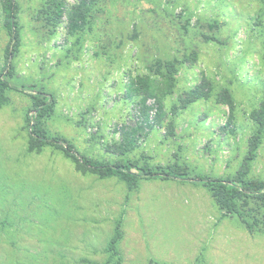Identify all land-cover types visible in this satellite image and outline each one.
Here are the masks:
<instances>
[{
	"label": "rangeland",
	"instance_id": "rangeland-1",
	"mask_svg": "<svg viewBox=\"0 0 264 264\" xmlns=\"http://www.w3.org/2000/svg\"><path fill=\"white\" fill-rule=\"evenodd\" d=\"M16 1L20 44L0 106V264H104L118 222L116 264H264V231L222 216L194 178L233 175L247 153L250 112L264 100V0H96L75 33L66 12L81 0H64L54 29L40 12L47 0ZM9 39L0 4V69ZM156 59L178 60L173 91L126 157L177 163L185 179L142 178L129 189L82 173L59 149H27L29 93L39 90L54 97L51 135L96 160L123 157L106 146L141 123L126 88ZM203 79L210 96L181 107ZM222 88L232 113L216 99ZM249 176L264 178V134Z\"/></svg>",
	"mask_w": 264,
	"mask_h": 264
},
{
	"label": "trees",
	"instance_id": "trees-1",
	"mask_svg": "<svg viewBox=\"0 0 264 264\" xmlns=\"http://www.w3.org/2000/svg\"><path fill=\"white\" fill-rule=\"evenodd\" d=\"M95 2L96 0H81L77 5L67 10L70 33H75L82 28L87 20L89 10ZM0 4L4 13V25L10 37L5 49V64L0 69L1 106L8 100L7 90L12 88L9 78L13 76L15 67L11 58L18 50L20 32L17 20L18 2L16 0H0ZM64 4V0H47L40 10L41 15H44L45 23L52 29L56 28L61 20ZM177 63V59H156L149 67L151 73L137 75L130 79L126 89L130 97H135L138 105V119L141 123L130 129H124L120 142L106 146L113 153L122 155L123 157L120 159L106 162L96 160L78 152L67 138L51 135L44 126V119L54 111V97L53 94L39 90L29 93L32 105L25 115L26 126L29 129L27 149L35 152H40L45 147L59 149L74 162L76 169L82 173L96 174L100 178L117 176L126 183L129 189H132L142 178L185 179L188 176L187 171L177 163L153 168L148 164L141 165L139 161L126 157L127 152L134 147V136L143 131L145 126L150 125L152 108L155 107L156 110V121L163 117V100L173 91L175 75L178 70ZM210 93V84L203 79L181 97V107H186L198 99L207 98ZM150 99H153L154 104H149ZM216 99L228 105L232 113L234 101L227 88H222ZM231 116L232 114L230 118ZM250 117L254 128L247 140V153L238 170L233 175L226 177L215 178L196 174L194 178L209 191L222 216H236L249 230L264 231V178L249 176L251 163L256 157L264 134V100L260 102L258 108L250 112ZM169 127L171 133L173 125L170 124ZM120 238L121 231L118 222L114 235L107 243L108 258L104 264L117 263L119 259L117 243Z\"/></svg>",
	"mask_w": 264,
	"mask_h": 264
}]
</instances>
